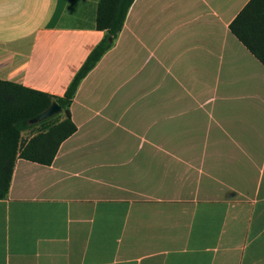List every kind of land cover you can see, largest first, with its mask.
Here are the masks:
<instances>
[{"label": "crops", "instance_id": "0c3cea01", "mask_svg": "<svg viewBox=\"0 0 264 264\" xmlns=\"http://www.w3.org/2000/svg\"><path fill=\"white\" fill-rule=\"evenodd\" d=\"M249 2L134 1L76 132L50 165L17 159L0 264H264V65L230 30ZM98 3L0 0V81L63 97Z\"/></svg>", "mask_w": 264, "mask_h": 264}, {"label": "trees", "instance_id": "16d2710c", "mask_svg": "<svg viewBox=\"0 0 264 264\" xmlns=\"http://www.w3.org/2000/svg\"><path fill=\"white\" fill-rule=\"evenodd\" d=\"M134 1L99 0L97 29L104 32L105 37L90 53L63 97H53L19 84L0 81V200L8 195L18 158L50 165L62 142L76 132L70 108L78 88L114 46ZM230 30L264 65V0H250L231 23ZM53 102L62 108L64 120L59 121V114L31 124V120ZM37 127H40L39 132L29 141L24 140L23 133Z\"/></svg>", "mask_w": 264, "mask_h": 264}, {"label": "water", "instance_id": "95a60500", "mask_svg": "<svg viewBox=\"0 0 264 264\" xmlns=\"http://www.w3.org/2000/svg\"><path fill=\"white\" fill-rule=\"evenodd\" d=\"M62 108L57 102H53L52 105L45 110L43 113L35 117L33 120H31V124L40 123L42 121H45L47 119H50L56 115H59L62 113Z\"/></svg>", "mask_w": 264, "mask_h": 264}, {"label": "rangeland", "instance_id": "374dc122", "mask_svg": "<svg viewBox=\"0 0 264 264\" xmlns=\"http://www.w3.org/2000/svg\"><path fill=\"white\" fill-rule=\"evenodd\" d=\"M29 135V133H25L24 134V139Z\"/></svg>", "mask_w": 264, "mask_h": 264}]
</instances>
